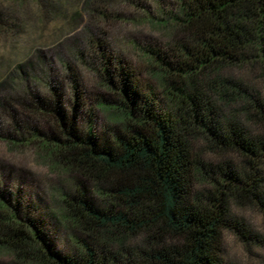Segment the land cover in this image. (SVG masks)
<instances>
[{"label":"trees","instance_id":"1","mask_svg":"<svg viewBox=\"0 0 264 264\" xmlns=\"http://www.w3.org/2000/svg\"><path fill=\"white\" fill-rule=\"evenodd\" d=\"M176 3L177 12L161 24L171 22L181 38L141 49L156 87L121 59L113 63L97 43L101 80L112 93L100 101L114 112L107 129L79 126L75 110L57 95L0 96V109L12 111V119L13 103L53 117L58 131L30 135L78 176L73 192L61 194L64 220L82 235L74 237L75 254L55 247L38 219L0 194V247L15 264H229L221 256L222 230L241 233L230 220V202L248 201L264 212V92L222 74L227 66L257 63L264 85V0ZM9 79L0 88L13 86ZM73 84L78 92L75 77ZM233 100L241 104L231 112ZM200 137L212 150L240 156L242 165L225 162L211 178L210 165L192 152V139ZM195 181L214 191L194 192Z\"/></svg>","mask_w":264,"mask_h":264},{"label":"rangeland","instance_id":"2","mask_svg":"<svg viewBox=\"0 0 264 264\" xmlns=\"http://www.w3.org/2000/svg\"><path fill=\"white\" fill-rule=\"evenodd\" d=\"M176 12V0H0V82L10 78L13 84L2 86L0 96L57 95L66 110H75L79 126L94 132L107 129L114 112L100 101L112 93L101 80L97 43L104 45L113 63L121 59L122 64L138 70L141 81L156 87L153 65L141 49L148 44L166 48L181 38L171 22L161 24ZM222 74L245 88L264 92L257 63L227 66ZM240 104L233 100L227 108L232 112ZM12 106L16 110L13 119L12 111L0 109V194L38 219L55 247L79 253L74 237L82 235L64 220L61 200L62 192H73L78 176L58 166L30 135L34 129L44 134L56 132V122L50 114L16 103ZM236 119L247 129L253 128L243 117ZM191 146L199 161L210 165L211 178L218 177L216 167L225 162L242 165L240 156L212 150L201 137L192 139ZM260 174L264 177V163ZM208 184L195 181L193 190L214 191ZM230 215L241 233L222 230V258L229 264H264V212L248 201L236 200L230 202ZM0 264H15L14 255L1 247Z\"/></svg>","mask_w":264,"mask_h":264}]
</instances>
